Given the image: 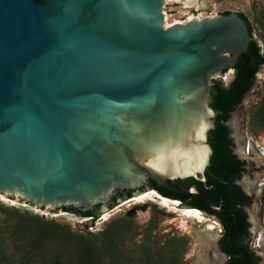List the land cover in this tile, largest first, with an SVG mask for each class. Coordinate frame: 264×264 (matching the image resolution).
Returning a JSON list of instances; mask_svg holds the SVG:
<instances>
[{
	"label": "water",
	"instance_id": "1",
	"mask_svg": "<svg viewBox=\"0 0 264 264\" xmlns=\"http://www.w3.org/2000/svg\"><path fill=\"white\" fill-rule=\"evenodd\" d=\"M164 1L0 0V196L90 210L157 187L204 195L180 179L205 181L212 76L252 37L233 11L166 24ZM203 235L208 257L191 259L215 264Z\"/></svg>",
	"mask_w": 264,
	"mask_h": 264
},
{
	"label": "rangeland",
	"instance_id": "2",
	"mask_svg": "<svg viewBox=\"0 0 264 264\" xmlns=\"http://www.w3.org/2000/svg\"><path fill=\"white\" fill-rule=\"evenodd\" d=\"M161 9L164 12L166 24L184 21L193 15L219 14L222 11L242 12L251 25L252 37L257 41L264 55V0H165ZM212 77L226 84L233 77V69H227ZM262 102H264V64L255 74L251 88L231 111L228 121L230 133L234 135L233 151L244 159L246 165L242 181L254 185L258 191L257 194L254 191V197L246 208V212L251 222L250 246L259 256V264H264V249H262L264 243V121L257 116L258 106ZM247 144H249V152H246ZM127 200H117L113 207H108L107 204L99 206L98 216L91 219V217H81L73 212L63 211L64 209L59 207L50 210L31 205L17 197L0 196V235L8 244L14 264H66L68 258L72 259V256L81 251L78 246L82 248L76 243L75 235L96 239L98 233L111 220L127 216L133 225L126 242L131 248L148 245L154 253L158 254L174 250L187 264H194L191 257L195 255L199 241L196 242L195 237L182 226L184 215L181 208H186V204L179 201V206L175 208L160 203L156 198L124 203ZM5 208H14L19 213L9 212ZM20 213L37 216L38 226L33 235L21 237L16 234V228L21 222ZM203 215L216 222L214 229L210 230L211 238L215 242L213 244L216 245L220 224L213 216L204 213ZM191 220L195 221L198 227L202 225L195 218ZM53 230H64L68 233L59 232L50 236ZM210 247V244L204 245L200 247V250L205 254ZM95 250L97 249L91 248L89 253L94 254ZM216 254L214 251L215 259H217Z\"/></svg>",
	"mask_w": 264,
	"mask_h": 264
},
{
	"label": "trees",
	"instance_id": "3",
	"mask_svg": "<svg viewBox=\"0 0 264 264\" xmlns=\"http://www.w3.org/2000/svg\"><path fill=\"white\" fill-rule=\"evenodd\" d=\"M230 11H222L226 13ZM246 22L249 33L252 37V28L247 17L242 12H237ZM264 64V55L260 51L257 41L252 37L249 41L246 51L242 52L233 67L232 79L223 84L221 80L214 79L211 86L212 100L210 106L215 111V125L208 131L212 154L209 164L205 168V181H198L192 177L180 179L189 184L196 183L202 189L204 195L199 193H188L186 191H171L164 187L154 188L157 192L170 198L179 199L180 203H184L191 207H196L204 212H210L205 196L217 203L212 197V186L215 185L216 190L221 193L228 186L227 175L224 170H229L231 163L234 161V155L230 154L227 148L226 132L227 126L224 120L228 117V112L233 110L243 95L251 88L254 83L255 74L260 66ZM224 69L222 72H225ZM257 116L264 121V102L260 103L257 110ZM211 186V187H209ZM182 187V186H177ZM129 195V194H128ZM127 195H124L125 197ZM121 197V198H123ZM119 198L111 196L107 202L108 207H113ZM100 204L95 205L90 210H82L77 207H63L64 210L73 212L81 217H91L94 219L99 214ZM9 212H18L14 208H5ZM19 213V212H18ZM21 222L16 228L18 236L33 235L38 226L37 216L20 213ZM132 222L127 216H122L115 220H111L98 233V238L91 239L82 235H75V241L82 246L78 249L72 259L68 258L66 264H187L178 252L174 250L166 251V253H154L148 245H138L132 248L126 244L129 235L132 232ZM66 231L53 230L50 236ZM68 233V231L66 232ZM237 236L233 234L232 240L236 241ZM224 240H227L225 237ZM237 253H233L228 249L229 257L226 264H257L256 259L243 246L236 244ZM91 248H96L94 254H90ZM98 252V253H97ZM97 253V254H96ZM0 264H14L12 254L8 250V244L0 235Z\"/></svg>",
	"mask_w": 264,
	"mask_h": 264
},
{
	"label": "flooded vegetation",
	"instance_id": "4",
	"mask_svg": "<svg viewBox=\"0 0 264 264\" xmlns=\"http://www.w3.org/2000/svg\"><path fill=\"white\" fill-rule=\"evenodd\" d=\"M238 104H236V106ZM231 111L228 112V117L224 120V123L227 126V148L230 154L234 155V161L231 163L229 170H224V173L227 175L226 177L228 180V186L226 190L219 193L216 190L215 185H213L211 194L212 197L217 200V203H213L212 201H210L229 214H221L216 210L211 209L210 207V212H207L218 221L221 227L219 229L220 233L218 234L215 245L216 250H218L216 252L217 259L215 262H218L217 264H226L229 257L228 249H230L233 253H237L236 244H238L243 245L251 253L252 257L256 259L257 264H259V256L256 253V250L252 249L250 246V242L252 239V231L250 229L251 222L248 219L246 212V208L250 205L254 197V191H256V187L250 183H245L244 181H242V175L246 171V165L244 159H241L233 151V146L235 145V142L233 141L234 135H231L230 124L228 123ZM246 152H249V144L246 145ZM132 193L134 192L112 196L121 198L124 195ZM257 193L258 191H256L255 194ZM233 234L237 236L236 241L232 240ZM225 237L227 238V240H224ZM212 254H214V252H212ZM220 261H222V263H220Z\"/></svg>",
	"mask_w": 264,
	"mask_h": 264
},
{
	"label": "bare ground",
	"instance_id": "5",
	"mask_svg": "<svg viewBox=\"0 0 264 264\" xmlns=\"http://www.w3.org/2000/svg\"><path fill=\"white\" fill-rule=\"evenodd\" d=\"M263 143H264V141H263ZM147 198H154V199L156 198V200L158 199V201L160 203H162V204H164L166 206H173L175 208H177L179 206V200L166 197V196L158 193L157 191H155L153 189L147 190V191H144V192H142V193H140L138 195H135V196L129 198L124 203H129V202H132V201H142V200L147 199ZM181 210L183 211V215H184L183 219H182V226L191 235H193L195 237V240H197L196 242L199 241L198 249H197L196 252L203 253L200 250V247H202V246H204L206 244V238L203 235V231H206V232L210 233L211 232L210 230L214 229V226H215L216 222L210 220L208 217H205V215H203L202 211L199 210L196 207H186V208H181ZM193 218L197 219L198 222H201L202 225H200V227L195 225V221L193 222L191 220ZM201 227H204V228L201 229ZM204 255L207 257L208 252L205 253ZM213 256H214V254L211 255V258H212V261L215 262L216 259Z\"/></svg>",
	"mask_w": 264,
	"mask_h": 264
}]
</instances>
